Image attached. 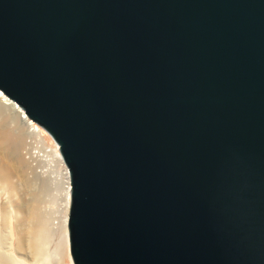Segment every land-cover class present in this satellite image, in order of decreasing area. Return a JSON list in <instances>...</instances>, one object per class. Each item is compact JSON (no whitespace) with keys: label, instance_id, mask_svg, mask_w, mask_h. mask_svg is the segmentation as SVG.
<instances>
[{"label":"water","instance_id":"obj_1","mask_svg":"<svg viewBox=\"0 0 264 264\" xmlns=\"http://www.w3.org/2000/svg\"><path fill=\"white\" fill-rule=\"evenodd\" d=\"M0 90L59 144L74 264H264V0H0Z\"/></svg>","mask_w":264,"mask_h":264},{"label":"bare ground","instance_id":"obj_2","mask_svg":"<svg viewBox=\"0 0 264 264\" xmlns=\"http://www.w3.org/2000/svg\"><path fill=\"white\" fill-rule=\"evenodd\" d=\"M26 132L29 136L40 138L41 143H43L42 146L49 152L51 160L54 162L61 176L65 194L63 219L61 222L62 240L60 251L62 250L61 255L64 254L68 261L74 264L70 253L68 231L71 182L69 169L62 157L59 144L48 131L33 121H30L26 117L24 111L0 91V183L7 185L12 188V190L18 186L21 188L24 187L22 189L30 188L36 183V178L38 179V176H36L37 174L34 175L35 173H32L31 163H28L29 161L24 157ZM15 167L19 168L23 174L21 180V177H19V181H17V179L15 180L16 176L18 178ZM43 184L42 188L44 187ZM42 188V191L38 190L37 193H34L28 202L19 205L21 206L19 210L23 213L21 218L19 217L18 225H20L19 227H22V229H19L21 231L18 230L20 234L14 243L15 245L13 244L14 246L11 247V249H9L10 245H7L8 250L3 249L7 242L5 241V235H2L3 232L0 230V264H48L49 236L45 227L44 215L38 205V202L41 201L43 196L42 193L44 192ZM5 220L8 221L7 219ZM4 224H7V222H4ZM4 228L6 229V226ZM58 264L66 263H64L63 260Z\"/></svg>","mask_w":264,"mask_h":264},{"label":"rangeland","instance_id":"obj_3","mask_svg":"<svg viewBox=\"0 0 264 264\" xmlns=\"http://www.w3.org/2000/svg\"><path fill=\"white\" fill-rule=\"evenodd\" d=\"M25 134L26 150L24 149V153L27 154H24V157L29 161L28 163H31L32 173H35L34 175L37 174L36 176H38V179L36 178V183H34L32 187L25 189H22L24 187L21 188L18 186L12 190V188L7 185L0 183V230L3 232L2 235H5V241L7 242L5 244L6 247L4 245L5 248L3 247V249L8 250L9 245V249L15 245L14 243L20 234L18 230L22 229V227H19L20 225H18V220L21 218L23 213L19 210L21 209V206L19 205L28 202L34 193L41 190L42 184L44 183V187L42 188L44 191L42 193L43 196L41 201L38 202V205L44 215L45 227L49 236L47 262L48 264H58L64 260V263L71 264L64 254L61 255L62 250L60 251L62 240L61 222L63 219L65 194L61 176L58 173L54 162H52L49 152L44 146H42L43 143L34 141L35 138L31 135L29 136L27 132ZM16 169L15 172L18 175V178L16 176L15 180L17 179V181H19V177H21V180L23 174L19 168ZM4 222H7V224H4ZM5 226L6 229L4 228Z\"/></svg>","mask_w":264,"mask_h":264},{"label":"built area","instance_id":"obj_4","mask_svg":"<svg viewBox=\"0 0 264 264\" xmlns=\"http://www.w3.org/2000/svg\"><path fill=\"white\" fill-rule=\"evenodd\" d=\"M37 125H38V124H37ZM39 126H40V125H39ZM33 138H35V141H36V142H39V143H41V140H40V138H37V137H34V136H33Z\"/></svg>","mask_w":264,"mask_h":264}]
</instances>
